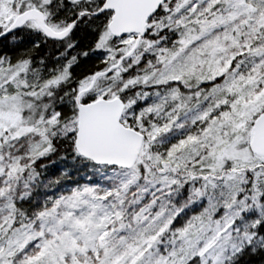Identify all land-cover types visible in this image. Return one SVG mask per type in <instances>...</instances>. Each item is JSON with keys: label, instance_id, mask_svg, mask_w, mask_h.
I'll use <instances>...</instances> for the list:
<instances>
[{"label": "snow or ice", "instance_id": "6c2138e0", "mask_svg": "<svg viewBox=\"0 0 264 264\" xmlns=\"http://www.w3.org/2000/svg\"><path fill=\"white\" fill-rule=\"evenodd\" d=\"M0 264H264V0H0Z\"/></svg>", "mask_w": 264, "mask_h": 264}]
</instances>
